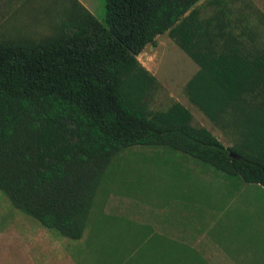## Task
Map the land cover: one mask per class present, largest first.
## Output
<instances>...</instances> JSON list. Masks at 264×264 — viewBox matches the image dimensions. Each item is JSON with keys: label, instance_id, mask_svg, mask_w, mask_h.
<instances>
[{"label": "trees", "instance_id": "1", "mask_svg": "<svg viewBox=\"0 0 264 264\" xmlns=\"http://www.w3.org/2000/svg\"><path fill=\"white\" fill-rule=\"evenodd\" d=\"M199 1L106 0V26L85 12L56 38L0 43V192L17 210L81 240L109 167L136 146L172 149L264 188V51L230 47L232 37L240 44L238 23L202 18ZM165 33L200 66L185 87L189 100L218 127L239 129V146L195 126L180 103L148 110L156 80L137 56ZM251 89L262 96L248 99ZM150 249L138 248L136 264H167L159 244Z\"/></svg>", "mask_w": 264, "mask_h": 264}, {"label": "rangeland", "instance_id": "2", "mask_svg": "<svg viewBox=\"0 0 264 264\" xmlns=\"http://www.w3.org/2000/svg\"><path fill=\"white\" fill-rule=\"evenodd\" d=\"M69 3L70 0H0V43H41L60 36L64 23L75 25L86 17L70 16L73 8ZM193 9L200 10L205 19L222 18L218 22L222 25L226 14L238 23L239 28L232 31L240 44L228 37L233 43L230 47L237 52L246 53L247 48L264 51V0H200ZM95 14L96 20L106 26V0H96ZM242 41L246 45H241ZM137 59L156 80L146 94L148 110H167L173 103H180L193 115L195 126L208 129L225 147L242 143L239 129L218 127L191 103L185 87L200 66L168 33L148 44ZM245 96L254 99L262 95L260 89H251ZM244 183L241 181L240 189L254 191L249 200L257 208H264V188ZM226 184V175L182 153L164 147L136 146L118 155L109 167L96 191L82 240H68L56 230L43 228L36 219L17 210L2 192L0 237H11L13 231L8 229L21 228L23 237H37L45 244L48 240L52 257L45 264H136L134 254L138 248L146 247L150 256V247L156 243L159 252L168 255L167 264H185V257H178L177 252L175 259L171 254L176 248L184 250L176 240L188 242L190 236L176 237L173 213L162 208L173 205L176 212L181 199L198 201L201 206L221 202L223 199L217 196L223 192L226 196ZM185 253L192 264L194 257L188 249Z\"/></svg>", "mask_w": 264, "mask_h": 264}, {"label": "crops", "instance_id": "3", "mask_svg": "<svg viewBox=\"0 0 264 264\" xmlns=\"http://www.w3.org/2000/svg\"><path fill=\"white\" fill-rule=\"evenodd\" d=\"M69 4L70 16L96 15V0H70ZM241 181L226 177V196L224 192L217 196L221 202L201 206L181 199L176 212L173 205L162 208L173 213L176 237L190 236L188 242L176 240V245L184 247V256L189 255L185 249L190 251L192 264H264V208L249 200L254 191L240 189ZM8 230L13 231L11 237H0V264H45L52 257L48 240L45 244L37 237H23L21 228Z\"/></svg>", "mask_w": 264, "mask_h": 264}, {"label": "water", "instance_id": "4", "mask_svg": "<svg viewBox=\"0 0 264 264\" xmlns=\"http://www.w3.org/2000/svg\"><path fill=\"white\" fill-rule=\"evenodd\" d=\"M230 156L233 157V158H236V154H234L233 152H230Z\"/></svg>", "mask_w": 264, "mask_h": 264}]
</instances>
